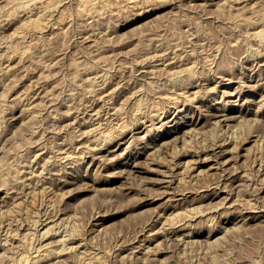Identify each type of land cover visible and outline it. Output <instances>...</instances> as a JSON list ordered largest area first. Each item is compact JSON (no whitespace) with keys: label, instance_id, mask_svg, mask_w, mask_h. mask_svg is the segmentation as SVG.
<instances>
[{"label":"rangeland","instance_id":"rangeland-1","mask_svg":"<svg viewBox=\"0 0 264 264\" xmlns=\"http://www.w3.org/2000/svg\"><path fill=\"white\" fill-rule=\"evenodd\" d=\"M46 1L0 0V186L5 185L9 192V198L8 195H4L5 192L0 193V201L4 203L0 202L1 215L5 209L8 211H6L7 215L3 214L8 217L5 218L0 215V219H4L0 221V225L2 222L0 246L4 245L0 247V264H11V261L16 263L18 259L21 263L18 261L17 264H32L28 260V262L24 259L20 260L23 255H25L23 258H29L32 262L34 259L40 260L41 263L38 261V264H55V262L59 264L65 259L67 261H63L64 264H67V262L68 264L71 262L74 264L75 255L77 256L82 249L79 248L80 244L86 246L88 252L91 250L87 254V259L92 261L90 264H99L101 260L103 264H264V103L261 100V96L264 95L262 92V86H264V45L261 42L264 43V40L259 39L260 36L256 35L259 29H264V0H229L228 2H225L226 0L220 2L219 0L220 3H223L220 6L216 5L217 0L216 3H212L214 1L210 0H151L152 2L145 4V6L139 0V7L138 3H135L136 6H134L135 4L132 5L133 8L126 4V0H95L96 7L91 8L92 11L91 9L82 10V7L80 10V0H63L62 4L52 9V17L49 16L50 21L49 24L46 23V27L42 25L41 31L40 28L37 29V32L36 29H30L27 30L29 32L24 33L25 35L19 36L17 33L25 27L26 21L29 20L27 17L34 16L35 12L40 10V7L37 9L36 7H43L46 5ZM105 1H108V6ZM20 6L26 8L21 9V11ZM250 16L251 18H249ZM244 17L249 18L251 22L254 18V24L243 23V25L242 22L246 20H244ZM160 57L161 59L163 57V59L160 60ZM8 60H11V62L9 63ZM168 61L170 64H168ZM156 62H158L157 65ZM187 65L188 67H186ZM189 65H193L194 69ZM156 66H163L162 69L166 67V71L162 70L161 72V67L156 68ZM9 67L12 71H5L7 68L10 69ZM182 67L183 69L188 68L185 71L192 68V71L184 72ZM145 68H149L150 71L151 68L153 70L158 69L160 72L155 71L157 73L155 74L153 70L150 72ZM169 68L170 72L167 71ZM173 68L174 70H172ZM178 68L183 71L181 69L177 70ZM175 71L176 74H174ZM177 71L180 73H177ZM149 72L152 74H149ZM183 73L186 75L183 76ZM191 74L194 76H191ZM180 75L184 80L180 79L182 78ZM221 75L225 80L222 79ZM175 76L180 80H176ZM190 78H193V80ZM221 80L223 81L221 82ZM198 81H200V84H195ZM215 85L216 88L213 89L212 87ZM208 86L212 89V92L208 91L210 90ZM173 87L175 90L176 87L178 88L177 92L180 91L177 93ZM182 92L188 94L189 97L185 94L180 95ZM29 94L31 97L36 94L35 100ZM163 95H168L170 98ZM176 95L178 100L181 101L177 102L172 99V97H177ZM30 99H32L30 101L32 104L28 103ZM25 100L27 101L26 104ZM140 101L142 102L140 103ZM142 103L145 104H143L142 110L138 111V107ZM30 104L34 105L33 108ZM260 104H263V106ZM155 105L157 109H155ZM201 106L202 108H198ZM259 106L262 108H258ZM29 107H31L29 112L34 117L31 123L28 118L24 119V116L20 113L22 109H28ZM223 108L229 115L236 117L230 125L234 128V131H232L234 136L238 138L237 143L233 142L236 141L235 137L232 141L235 146L230 142V144H227V149L230 146L232 148H230L231 151H229L230 149L227 150L225 158L231 160H228V168L230 170L238 168V172L243 175V178L230 183L226 180L225 173L217 168L219 165L215 161L199 164L204 177L201 179L200 176H203L201 174L199 180L197 177L196 179L195 177L192 178L193 175L190 174L193 171L190 168L196 166L197 163L194 165L195 160L193 157H188L186 162L187 159L192 158V162L190 163L189 160V163H187V165L191 164V166H188L190 168H187L185 161H181L180 168L185 165L186 167L183 168L190 170V174L186 169H184L185 171L183 168L180 169L183 170L181 172L176 170L174 166L171 175L173 176L172 179L175 177L173 179V182L174 180L175 182L172 185L177 183L178 179L180 181H178L179 185L177 183L174 185L175 187L172 186L173 189L169 190L162 185L163 183L159 182H162L160 180L163 179V172L168 175L167 173L171 170L167 166L161 167V164L158 166L159 160L154 164L157 159L151 160L148 154L139 156L136 160L138 165L134 163L135 161L132 163V165L136 164L135 167L131 165L123 167V169L117 164L120 161L123 162L126 157L133 156L145 145L147 140L151 141V138L156 139L158 137L156 140L158 142L161 137V135L156 136L158 126L160 127L163 123H166L163 128L169 129L175 124L173 121H180L179 118L183 114L188 115V118H184L183 121L189 120V118L198 121L199 126L197 128H199V134L202 135L196 133L197 137L194 134V137L192 136L193 140L189 138V145L194 148L191 147V151L182 149V141H178L180 145L177 143L178 148L183 150L182 152L180 149V153L189 151L192 152L193 156L198 149L200 151V146L206 145L204 144L206 142L204 141L205 138L211 145V141L217 135L224 133L225 136H229L231 129L228 132H221L222 130L213 128L212 122H210L212 116L210 118L209 113H218ZM204 109L207 111L205 112ZM258 109L260 114L256 115L254 112H257ZM178 110L181 112L177 113ZM153 113H155V116L152 115ZM158 113L160 117L157 115ZM245 114L248 116V121L247 119L245 121L244 119L241 120L240 116ZM249 117L258 120L260 118V122L253 119V124ZM147 118L149 119L147 120ZM27 119L30 124H25ZM140 120L144 122H140ZM22 121H24V124ZM242 121L243 124L241 125ZM246 121L250 127H245ZM141 123H146L148 128L145 126L146 129L139 130V132L136 127L142 125ZM79 124L84 127L82 128ZM94 124L96 130L92 128ZM252 124L253 126H251ZM238 125L241 128H238ZM86 126H89L91 130ZM186 128H188V125L181 126L180 135H178L181 136ZM88 129L90 133H87L89 132ZM212 130L214 134L215 132L220 134L216 133L215 136ZM236 130L240 132L239 135ZM122 131L126 134L121 135ZM172 135V137L164 140L167 141V148L174 146L172 139L177 134L174 132ZM112 137L116 140L112 141ZM209 138L211 141H208ZM62 140L64 142L66 140L67 143ZM68 141L70 144H68ZM61 142L62 144H60ZM196 145L199 146L196 147ZM210 145L208 144L207 147ZM87 146L94 148H88ZM98 146L102 148H97L100 151L96 149ZM205 148L203 147V149ZM60 150L61 152L64 150L62 160ZM87 150L92 154L88 153ZM110 150L112 153H110ZM95 151L97 152L95 153ZM35 153L39 156L34 157L36 156ZM66 154H70L71 158ZM82 154L86 156H81ZM57 155L60 157H56ZM97 155L98 157H96ZM54 156L59 159H55ZM100 156H104L102 159L104 161L101 160ZM96 158L99 159L96 160ZM225 158L222 160L224 161ZM38 159L42 160L39 161ZM47 160L58 164L46 163ZM150 161H152V164ZM63 163L66 164L64 166L66 169L63 167ZM42 164L46 167H40ZM182 164L183 166H181ZM72 166H78V168L75 169ZM211 166L214 168L209 169ZM126 168L130 170L127 169L125 172ZM64 169L68 171L66 172ZM160 169L163 170L160 171ZM121 170L124 171L121 172ZM72 173L75 178L71 175ZM28 176H30V181ZM46 176L47 178L44 179L46 183L41 182ZM48 176L52 177L51 180ZM66 178L70 180H65ZM53 179L56 181H53ZM21 180H24L23 184ZM222 181L225 182L224 185H222ZM24 182L27 184L24 185ZM55 182H58V185ZM30 183L31 185L34 183L33 186L36 185V190L33 189ZM40 183H43V185ZM49 183L51 184L49 185ZM216 183H219V185ZM59 185H62V188ZM228 185L231 186L229 189H227ZM224 186L227 188H223ZM31 187L32 189H30ZM40 188L45 192L40 193ZM230 188L233 192L230 191ZM158 189L160 192L162 190L163 193H159ZM163 189H168L167 194ZM27 190H31L33 195L29 193L30 196H27ZM35 191H40L38 194L42 195L39 194V196ZM216 191L220 192L219 195ZM228 191L229 193H227ZM34 195L38 198L36 199ZM223 195H227V197ZM221 196H223V199ZM22 197L25 199L23 200ZM28 197H31V200L35 198L33 199L35 201H31ZM177 197H179L178 200L181 198V202H176ZM173 198L175 199L173 200ZM25 200L28 205L26 202L24 203ZM222 200L225 201L223 205L220 203L223 202ZM19 201L23 203L18 204L20 211L18 210L16 214L17 211L15 212L11 207H13L12 204L19 203ZM40 203L43 205H40ZM3 208L4 210H1ZM38 208L39 211H37ZM257 209L258 211H256ZM9 210H13L14 213L8 215L12 213ZM49 216L52 217L50 218L52 227L50 237L42 240V236L39 235L43 233L44 229L38 226ZM39 218L41 219L40 222ZM8 221L11 223H8ZM34 221H36L35 226L34 223H31ZM98 222L101 223V232L95 227ZM56 225L59 226V231L56 229ZM11 226L20 231L17 229L14 231L15 229L13 230ZM181 226L185 229H182ZM9 229L11 234L15 232L14 236L17 238L10 235ZM53 229H56V232ZM158 230L160 231L157 232ZM166 230H168V233ZM17 231L19 234H16ZM74 231L76 232L74 233ZM31 232L35 234H31ZM94 233L95 235H93ZM165 233L168 234V237ZM51 234L53 235L51 236ZM61 234H65L64 239L68 238V241L62 242L64 239L63 235L62 238L60 237ZM30 236H33V239ZM83 236H86L85 239L82 238ZM94 236H96L95 241ZM24 237H26V240L24 239L26 244L23 240ZM144 237L147 239L146 241ZM58 239H60L59 243ZM79 239L80 241L84 239V242H80ZM6 240H9V242ZM91 240L93 244L90 243ZM29 242H32L33 245ZM66 242L69 246L66 245ZM16 243L19 246L21 245V249ZM46 243L58 249L66 247L64 249L66 252L62 251L63 255L59 254L58 257L54 254L45 255L47 252L42 247L40 248V244L44 246ZM14 244L15 247H13ZM29 244L32 246H28ZM7 245H10L9 248ZM89 245L90 250L87 248ZM37 246H39V250L36 248ZM131 246L133 247L131 248ZM134 247L138 249L133 252ZM152 248L153 250L150 251L149 249ZM160 248L161 251H158ZM23 249L27 250L23 251ZM146 249L149 253L145 252ZM15 250L18 252H15ZM68 250L69 253H67ZM153 251L154 255L152 254ZM25 253L29 256L28 258ZM72 253L73 255L74 253L77 254L73 256ZM91 253L92 255H90ZM14 254H16V257ZM13 255L16 260H13ZM39 255L42 256L39 257ZM91 256H95L93 257L95 258L94 261L90 258ZM9 257L13 259L9 260ZM53 257L55 262L52 259ZM96 258L100 260L97 261ZM56 259L58 260L56 261ZM47 260L52 262L50 263ZM15 263L13 262V264Z\"/></svg>","mask_w":264,"mask_h":264},{"label":"bare ground","instance_id":"bare-ground-1","mask_svg":"<svg viewBox=\"0 0 264 264\" xmlns=\"http://www.w3.org/2000/svg\"><path fill=\"white\" fill-rule=\"evenodd\" d=\"M31 1H33V0H31ZM62 1H63V0H47V1L45 2L46 5H44L45 7H44V6H43V7H42V6H38V7H36V9L40 7V10H39V11L37 10V12H35V14L33 13L34 16L31 15L30 18L27 17V19H29V20L26 21L25 27H24L23 29H21L17 34H19V36H21L22 34L29 32V31H27V30H30V29H33V30L36 29V32H37V29L39 30V28H40V31H41V29L43 28L42 25L45 26V25H47L46 23H48V22L50 21V20H49V16L52 17V13H51V11H53L52 9H54V8L58 7L60 4H62V3H61ZM66 1H67V0H66ZM94 1H95V0H80V10H81V7H82V10H86V9H87V10H90L91 8L96 7V6H95V5H96V4H95L96 1H95V2H94ZM124 1H125V0H124ZM140 1H142V3H144V6H145V4L147 5V3L152 2L151 0H140ZM140 1H139V0H126V4H127L128 6H131V7H132V5H134L135 3L137 4V3L140 2ZM189 1H190V0H189ZM195 1H197V0H195ZM204 1H205V0H204ZM210 1H214V2H212V3H216V2H215L216 0H210ZM217 1L219 2V0H217ZM228 1H229V0H226L225 2H228ZM230 1H231V0H230ZM27 2H28V1H27ZM29 2H30V1H29ZM105 2H106V1H105ZM107 2H108V1H107ZM107 2H106V5L108 6L109 4H108ZM193 2H194V1H193ZM206 2H208V1H206ZM206 2H205V3H206ZM218 2L216 3V5H218V6H220V5L223 4V3H220L221 0H220L219 3H218ZM223 2H224V1H223ZM225 2H224V3H225ZM65 3H66V2H65ZM109 3H110V2H109ZM142 3H141V4H142ZM209 3H210V2H209ZM27 4H29V3H27ZM27 4H26V5H27ZM136 4H135L134 6H136ZM207 4H208V3H207ZM22 5H23V4H22ZM26 5H25V6H26ZM139 5H140V4L138 3V7H139ZM212 5H213V4H212ZM27 6H28V5H27ZM110 6H112L111 3H110ZM20 7H21V6H20ZM20 7H19V8H20ZM125 7H126V6H125ZM24 8H26V7H23V8L21 7L20 10H21V9H24ZM132 8H133V7H132ZM134 8H135V7H134ZM94 9L96 10V8H94ZM92 10H93V9H91V11H92ZM95 10H94V11H95ZM21 11H22V10H21ZM23 11H24V10H23ZM55 11H56V9H55ZM57 11H58V10H57ZM47 12H49L50 14L48 13V15H47ZM96 12H97V11H96ZM57 13H58V12H57ZM31 14H32V13H31ZM54 14H55V13H54ZM59 14H60V13H59ZM255 14H256V13H255ZM255 14H254V15H255ZM95 15H96V13H95ZM242 15H243V14H242ZM252 15H253V14H252ZM258 15H259V13H258ZM29 16H30V14H29ZM57 16H58V14H57ZM90 16H92V15H90ZM97 16H98V15H97ZM58 17H59V16H58ZM95 17H96V16H95ZM247 17H248V16H247ZM253 17H254V16H253ZM256 17H257V14H256ZM240 18H241V17H240ZM249 18H251V16H250ZM249 18L247 19V18L244 17V20H245V19H246V20H245V21L243 20L244 22H242V24H243V23H247V24L250 23V24H251V23H253V20L255 21V19L252 18L253 20H252V22H251V20H249ZM52 19H53V18H52ZM54 19H55V18H54ZM257 21H258V20H257ZM48 24H49V23H48ZM253 24H254V23H253ZM255 24H256V22H255ZM243 25H244V24H243ZM45 27H46V26H45ZM26 31H27V32H26ZM254 34H255V33H254ZM24 35H25V34H24ZM256 35H257L258 37L260 36L259 39L264 40V38H263V37H264V29H261V30L259 29V30L256 32ZM16 36H17V35H16ZM257 36H256V37H257ZM22 38H23V37H22ZM261 40H260V41H261ZM261 44L264 45L263 42H261ZM17 47H18V46H17ZM15 49H16V48H15ZM259 52H260V51H259ZM259 57H260V56H259ZM261 57H262V56H261ZM263 57H264V56H263ZM6 58H9V57H6ZM164 58H165V57H164ZM173 58H174V57H173ZM257 58H258V57H257ZM158 59H159V58H158ZM162 59H163V57H162ZM162 59H161V57H160V60H162ZM166 59H167V58H166ZM175 59H176V58H175ZM177 59H178V58H177ZM6 60H7V59H6ZM164 60H165V59H164ZM171 60H173V59H171ZM171 60H170V62H171ZM263 60H264V59H263ZM263 60H262V61H263ZM8 61H9V60H8ZM6 62H7V61H6ZM10 62H11V60L9 61V63H10ZM158 62H161V61H158ZM158 62H156V65H157ZM176 62H177V61H176ZM154 63H155V62H154ZM154 63H152V64H154ZM162 63H164V62H162ZM166 63H167V61H166ZM166 63H165V65H166ZM173 63H174V62H173ZM173 63H172V64H173ZM168 64H170L169 61H168ZM168 64H167V65H168ZM258 64H259V63H258ZM7 65H8V63H7ZM154 65H155V64H154ZM150 66H151V65H150ZM163 66H164V64H163ZM163 66H156V68H160V67H161V69H160L161 72H162V70H163V71H164V70L166 71V69H165L166 67H165L164 69H162ZM169 66H170V65H169ZM169 66H168V67H169ZM191 66H192V68L194 67L193 65H189V67H191ZM145 67H146V66H145ZM147 67H148V66H147ZM154 67H155V66H154ZM171 67H172V66H171ZM171 67H170V68H171ZM173 67H174V66H173ZM180 67H181V66H180ZM186 67H188V65H187ZM186 67H185L184 69H183V67H182V69L184 70V72H187V71H189V70L192 71V70H191L192 68H190L189 70L185 71L186 69H188V68H186ZM9 68H10V69H8V68L5 69V71L7 70V72H10V71H8V70H11V67H9ZM170 68L167 69V71L169 70V72H170ZM3 69H4V68H3ZM145 69H146V68H145ZM175 69H176V67H175ZM180 69H181V68H180ZM180 69L178 68L177 70H180ZM182 69H181V71H183ZM193 69H194V68H193ZM143 70H144V68H143ZM146 70L150 71L149 68L146 69ZM152 70H153V68H151V71H152ZM172 70H174V68H173ZM2 71H3V70H2ZM11 71H12V70H11ZM151 71H150V72H151ZM153 71H154V72H155V71H156V72H160L158 69L153 70ZM190 71H189V72H190ZM193 71L195 72V70H193ZM150 72H149V74H152V73H150ZM156 72H155V74H157ZM178 72H179V71H177V73H178ZM3 73H4V71H3ZM146 73H147V71H146ZM179 73H180V72H179ZM181 73H182V72H181ZM4 74H5V73H4ZM153 74H154V73H153ZM155 74H154V75H155ZM171 74H172V73H171ZM174 74H176V71H175ZM178 75H179V74H178ZM178 75H176V76H178ZM185 75H186V74H185ZM185 75H184V73H183V76H185ZM189 75H190V74H189ZM195 75H196V74H195ZM215 75H217V74H215ZM146 76H147V74H146ZM176 76H175V77H176ZM191 76H194V75L191 74ZM198 76H199V75H198ZM221 76H222V75H221ZM6 77H7V76H6ZM8 77H9V76H8ZM180 77H182V76L180 75ZM180 77H179V78H180ZM189 77H190V76H189ZM209 77H210V76H209ZM219 77H220V76H219ZM222 77H223V76H222ZM222 77H221V78H222ZM37 78H39V77L37 76ZM147 78H148V77H147ZM153 78H154V76H153ZM170 78H172V77H170ZM184 78H185V77H184ZM194 78H195V77H194ZM196 78H197V77H196ZM207 78H208V77H207ZM144 79H145V78H144ZM144 79H143V80H144ZM148 79H149V78H148ZM180 79L184 80L183 77L180 78ZM180 79H179V80H180ZM190 79L193 80V78H190ZM210 79H211V77H210ZM215 79H216V78H215ZM222 79L225 80L224 77H223ZM169 80H170V79H169ZM171 80H172V79H171ZM174 80H175V79H174ZM174 80H173V81H174ZM176 80H178L177 77H176ZM176 80H175V81H176ZM179 80H178V81H179ZM208 80H209V79H208ZM208 80H207V81H208ZM226 80H227V79H226ZM39 81H40V80H39ZM190 81H191V80H190ZM201 81H202V80H201ZM213 81H214V80H213ZM222 81H223V80H221V82H222ZM231 81H232V80H231ZM199 82H200V81L195 82V84H198ZM202 82H203V81H202ZM228 82H229V81H228ZM101 83H102V81H101ZM179 83H180V82H179ZM189 83H190V82H189ZM203 83H204V82H203ZM211 83H212V81H211ZM175 84H176V83H175ZM195 84H194V85H195ZM199 84H200V83H199ZM218 84H219V82H218ZM222 84H223V83H222ZM261 84H262V83H261ZM176 85H178V84H176ZM219 85H220V84H219ZM230 85H231V83H230ZM259 85H260V84H259ZM262 85H263V84H262ZM103 86H104V85H103ZM171 86H172V83H171ZM197 86H199V85H197ZM201 86H202V85H201ZM225 86H226V84H225ZM105 87H106V86H105ZM178 87H179V85H178ZM183 87H184V86H183ZM203 87H204V86H203ZM206 87H207V86H206ZM214 87L216 88V85L213 86L212 88L214 89ZM218 87H219V86H218ZM262 87H263V88H262V92L264 93V86H262ZM101 88H102V87H101ZM101 88H100V89H101ZM194 88H195V87H194ZM208 88H210V87L208 86ZM208 88H207V89H208ZM100 89H99V90H100ZM173 89L175 90L174 87H173ZM177 89H178V88L176 87V90H177ZM180 89H182V88L180 87ZM187 89H188V88H187ZM198 89H199V88H198ZM200 89H202V87H200ZM205 89H206V88H205ZM259 89H260V88H259ZM101 90H103V89H101ZM176 90H175V91H176ZM196 90H197V89H196ZM202 90H204V89H202ZM211 90H212V89L210 88V90H208V91L210 92ZM107 91H108V90H107ZM179 91H180V90H178V92H179ZM189 91H190V90H189ZM193 91H194V90H193ZM197 91H198V90H197ZM104 92H105V91H104ZM111 92H112V91H111ZM176 92H177V91H176ZM176 92H175V93H176ZM178 92H177V93H178ZM211 92H212V91H211ZM108 93H109V92H108ZM108 93H106V94H108ZM177 93H176V94H177ZM187 93H190V92H187ZM197 93H198V92H197ZM197 93H196V94H197ZM263 93H262V95H263ZM27 94H28V93H27ZM179 94H180V93H179ZM184 94H185V93L182 92V94H180V95H184ZM190 94H191V93H190ZM241 94H242V93H241ZM260 94H261V91H260ZM29 95H30V94H29ZM29 95H28V96H29ZM31 95H33V94L31 93ZM31 95H30V97H31ZM34 95L36 96V94H34ZM169 95H171V94H169ZM173 95H174V94H173ZM177 95H178V94H177ZM177 95H176V96H177ZM185 95H186V94H185ZM187 95H188V94H187ZM187 95H186V96H187ZM209 95H210V94H209ZM35 96H34V97H31V98H33V100H35ZM108 96H109V95H108ZM108 96H107V97H108ZM112 96H113V95H112ZM163 96H165V95H163ZM163 96H161V97H163ZM166 96H168V95H166ZM166 96H165V97H166ZM194 96H195V95H194ZM260 96H261V95H260ZM25 97H27V96H25ZM30 97H28V98H30ZM104 97H105V96H104ZM107 97H106V98H107ZM161 97H159V98L161 99ZM165 97H163V98H165ZM168 97H169V96H168ZM171 97H172V96H171ZM183 97H185V96H183ZM187 97H189V96H187ZM196 97H197V96H196ZM261 97H262V99H261V100H262V103H264V101H263V100H264V95L261 96ZM28 98H27V99H28ZM99 98H100V96H99ZM163 98H162V99H163ZM169 98H170V97H169ZM22 99H23V98H22ZM27 99H26V100H27ZM94 99H95V98H94ZM112 99H113V98H112ZM166 99H167V98H166ZM172 99H173L174 101H177V102H178V101H181L180 99L178 100V96H177V97H172ZM182 99H183V98H182ZM184 99H185V98H184ZM26 100H25V104L27 103ZM31 100H32V99H30L28 103H31V102H30ZM95 100H97V99H95ZM99 100H100V99H99ZM105 100H106V99H105ZM105 100H104V101H105ZM187 100H188V99H187ZM203 100H204V98H203ZM261 100H260V101H261ZM20 101H21V100H20ZM170 101H172V100H170ZM174 101H173V102H174ZM32 102H33V101H32ZM105 102H106V101H105ZM141 102H142V101H140V103H141ZM164 102H165V101H164ZM168 102H169V101H168ZM168 102H167V103H168ZM173 102H171V103H173ZM183 102H184V100H183ZM186 102H187V101H186ZM186 102H185V103H186ZM93 103H94V102H93ZM181 103H182V102H181ZM181 103H180V104H181ZM226 103H227V101H226ZM226 103H225V105H226ZM31 104H32V103H31ZM31 104H30V105H31ZM143 104H145V103H142V104L139 105V107H138V111H141V110H142V108H143ZM173 104H174V103H173ZM173 104H172V105H173ZM27 105H28V104H27ZM182 105H183V104H182ZM189 105H190V104H189ZM260 105L263 106V104H260ZM19 106H20V105H19ZM32 106H34V105H31V107H32ZM170 106H171V104H170ZM198 106H199V105H198ZM261 106H259L258 108H260ZM23 107H24V106H23ZM31 107H29L28 109H22V108H21V109H22V110H21L22 112H20V113H22L21 115L24 116V119H25V118H28V119H29L30 123L33 122V121H32V118H34V117H32L31 113L29 112V109H30ZM32 108H33V107H32ZM85 108H86V107H85ZM165 108H166V107H165ZM171 108H172V107H171ZM198 108H202V106H201V107H198ZM261 108H262V107H261ZM88 109H89V107H88ZM155 109H157V108H156V105H155ZM168 109H169V108H168ZM168 109H167V110H168ZM190 109H191V108H190ZM225 109H226V107H225ZM225 109L223 108L222 111H219V112L217 111L218 113H209V114H210V118H211V116H212V121H210V122H212L213 128H215L216 130H217V129L222 130L221 132H223V131H224V132H226V131L228 132V131L231 129V130H230V133H229V136H225L224 133H222V134L217 133V132H215V131H216V130H215V131H214L215 134H216V133H217V134H220V135H217V136H216V135L213 133V130H214V129H213V130H212V133L216 136V138H215L213 141H211L210 138H209L210 140H208V141H211L212 144L210 145V143H208L207 140H206V138H205L204 141H206L210 146L207 147L208 144H207L206 142H205V143L203 142V143L206 144V145H205V146H204V145H203V146H200V151H199V149H198V151H196V149H195L196 152L193 154V156H192V152L190 153L189 151H188L189 153H188V152H186V153H182V152H183L182 149L184 148L185 150H190V151H191V147H192V145H191V147H190L188 141H190L189 138L193 140V137H194L193 135H194V134H196V133L199 134V133H200V131L198 130L199 128H197V127L199 126V123H198L197 120H193V119H190V118H189V120L183 121L184 118H188V115H187V114H185V115L183 114L180 118L178 117V118L180 119V121H179V120L173 121L175 124L173 125V127H170L169 129H167V128H166V129L163 128L164 126H166V123H163L160 127L158 126V133L156 134V136L161 135V137H160V139H159L158 142H156V140L158 139V137H157L156 139L153 138L154 140L151 138V139H150L151 141H148V140H147V141L145 142V145H143V147H142L139 151H137L133 156H131V157H126L125 160H124L123 162L120 161V162L117 163V164H118L120 167H122V168H123V167H129V166L132 165V163H133L134 161H135L134 163L137 164V161H136V160H137V158H139V156L148 154V157H150L151 160L154 161V160L157 159V160L154 162V164L157 163V161L159 160V163H157L158 166H160L159 164H161V167L163 166V168H164V166H167L168 169L171 170V171L169 172L170 174L167 173L168 175H166V173L163 172V173H164V175H162V176H163V179L161 178V180H160V181H162V182H159V180H158L159 183H163L162 185H164V186H165L166 188H168L169 190H170V189H173V188L175 187L174 185L177 184L178 181H180V180L178 179V180H177V183H175L174 185H172V184L175 182V180H174V182H173V179H174L175 177L172 179L173 176L171 175V174H172L173 167L175 166V167H176V170L181 171L180 169H182V168L185 166V165L183 166V164H182L181 166H183V167L180 168L181 161H185V164H186L187 168L189 169L190 167H188V166H189V165L191 166V164H188V165H187V163H189V162L191 163V162H192V161H191L192 158L187 159L188 161H189V160H190V161H189V162H188V161L186 162V158H188V157H193V159L195 160L194 165H196L195 163H197V165H198V166L196 165V166L190 168V170L193 171L192 174H190V172H189L190 170H188L187 168H183V170L186 169V170L189 172V173H188V172L186 171V173L190 174L191 176L193 175L192 178L195 177V179H196V177H197L198 180H199L200 178L202 179V177H204V173H202V172H203V171H201L202 169L200 170V167H201V166H200L199 164L204 163V162H205V163H206V162H210V161H215L216 164L219 165V167H217V168L220 169L222 172L225 173L226 180H228L230 183L235 182V181L239 180L240 178H243V175L240 174V172H238V171H239L238 168H234L233 170H230V169L228 168V160H230V159H227V160H226V158H225V153L227 152V150L230 149V148H232V147L230 146V148L228 147V149H227V144L232 143V141L234 140V137H235V140H236V141H233V142H236V143H237V139H238V138H236V136H234V134H233L234 132H232V131H234V128H232L231 125H230L231 121H232L233 119H236V117H235V116H232V115H229V113H227ZM31 110H32V109H31ZM89 110H90V109H89ZM152 110H153V109H152ZM169 110H170V109H169ZM169 110H168V111H169ZM173 110H174V109H173ZM204 110H205V109H204ZM204 110H203V111H204ZM251 110H252V109H251ZM19 111H20V110H19ZM156 111H157V110H156ZM160 111H161V110H160ZM170 111H172V110H170ZM206 111H207V110H205V112H206ZM249 111H250V110H249ZM249 111H248V112H249ZM255 111H257V110H255ZM25 112H26V113H25ZM32 112H33V110H32ZM92 112H93V111H92ZM161 112H162V111H161ZM180 112H181L180 110L177 111V113H180ZM183 112H184V111H183ZM183 112H182V113H183ZM189 112H190V111H189ZM214 112H215V111H214ZM253 112H254V111H253ZM258 112H259V109H258L257 112H254V113H255L256 115H258V114H260V113H258ZM260 112H261V111H260ZM20 113H19V115H20ZM90 113H91V112H90ZM151 113H152V112H151ZM201 113H202V112H201ZM244 113H245V112H244ZM96 114L99 115L98 113H96ZM96 114H95V115H96ZM205 114H206V113H205ZM252 114H253V113H252ZM255 114H253V115H255ZM21 115H20V116H21ZM33 115H34V114H33ZM35 115H36V114H35ZM35 115H34V116H35ZM87 115H88V114H87ZM89 115H90V114H89ZM97 115H96V116H97ZM152 115L155 116V113H153ZM152 115H151V116H152ZM157 115L159 116V113H158ZM157 115H156V116H157ZM162 115H163V114H162ZM166 115H167V113H166ZM90 116H91V115H90ZM148 116H149V115H148ZM205 116H206V115H205ZM207 116H208V114H207ZM261 116H262V115H261ZM29 117H30V118H29ZM92 117H93V114H92ZM92 117H91V118H92ZM159 117H160V116H159ZM161 117H162V116H161ZM234 117H235V118H234ZM240 117L242 118L241 120L244 119V121H245V119L248 118V116H247L246 114H245V115H241ZM257 117H258V116H257ZM140 118H141V117H140ZM151 118H152V117H151ZM155 118H156V117H155ZM191 118H193V116H191ZM28 119L26 120L25 124H26V123H27V124H30L29 121H28ZM35 119H36V117H35ZM138 119H139V118H138ZM148 119H149V118H147V120H148ZM157 119H158V118H157ZM159 119H160V118H159ZM250 119H251V118L249 117V120H250ZM253 119H254V121H255L257 118L255 119V118L252 117V119H251V120H252V123L254 124ZM22 120H23V118H22ZM141 120H143V119H141ZM141 120H140V122H144V121H141ZM169 120H170V119H169ZM241 120H240V122H241ZM257 120H258V119H257ZM138 121H139V120H138ZM145 121H146V120H145ZM150 121H151V119H150ZM189 121H190V122H189ZM247 121H248V119H247ZM247 121H246V122H247ZM258 121L260 122V118H259ZM258 121H256V122H258ZM23 122H24V121H22V123H23ZM89 122H90V121H89ZM89 122H88V123H89ZM92 122H93V121H92ZM169 122H170V121H169ZM173 122H172V123H173ZM84 123H85V122H84ZM151 123H152V121H151ZM250 123H251V122H250ZM250 123H249V124H250ZM23 124H24V123H23ZM136 124H137V123H136ZM141 124H142V125H140L139 127H136L138 131H139V130L146 129V127H147V126H146V123H145V124L141 123ZM147 124H148V123H147ZM184 124H185V125H188V128H186L185 131L183 132V134H182L181 136H179V135H180V134H179V133H180V127L183 126ZM240 124L242 125V124H243V121H242V123H240ZM246 124H247V125H246ZM246 124H245V127H246V126L248 127V126H249V125H248V122H247ZM253 124H252L251 126H253ZM255 124H256V123H255ZM79 125H80V124H79ZM212 125H211V127H212ZM232 125H233V124H232ZM80 126H81L82 128L84 127V126H82V125H80ZM90 126H91V124H90ZM136 126H137V125H136ZM145 126H146V127H145ZM152 126H153V125H152ZM86 127H87V126H86ZM225 127H226V128H225ZM249 127H250V126H249ZM76 128H78V127H76ZM87 128H89V126H88ZM92 128H93V130H94V129L96 130V128H95V124H94V127H92ZM147 128H148V127H147ZM155 128H157V127H155ZM238 128H241V126L238 125ZM243 128H244V127H243ZM78 129H79V128H78ZM89 129L91 130V128H89ZM89 129H88L87 131H89ZM134 129H135V127H134ZM181 129H182V128H181ZM232 129H233V130H232ZM235 129H236V126H235ZM126 130H128V129H126ZM147 130H148V129H147ZM210 130H211V128H210ZM76 131H77V129H76ZM78 131H79V130H78ZM138 131H137V132H138ZM148 131H149V130H148ZM148 131H147V132H148ZM198 131H199V132H198ZM208 131H209V130H208ZM79 132H81V131H79ZM83 132H84V131H83ZM85 132H86V131H85ZM85 132H84V133H85ZM94 132H95V131H94ZM94 132H93V133H94ZM139 132H140V131H139ZM143 132H145V131H143ZM174 132H176V134H177V136H174L173 139L171 138V139L173 140L172 143H174V146H173V147L171 146V148H170V147L167 148V141H164V140H165L166 138H170V137H172V136H173L172 134H173ZM236 132H237V134L240 133V132H238L237 130H236ZM84 133H81V134H82V135H85ZM87 133H90V131L87 132ZM91 133H92V132H91ZM124 133H125V132L122 131L121 135L124 134ZM204 133H205V132H204ZM212 133H211V134H212ZM125 134H126V133H125ZM146 134H147V133H146ZM178 134H179V135H178ZM197 134L195 135L196 137H197ZM231 134H232V135H231ZM235 134H236V133H235ZM78 135H80V134H78ZM82 135H81V136H82ZM87 135H89V134H87ZM119 135H120V134H119ZM199 135H201V134H199ZM199 135H198V136H199ZM206 135H207V134H206ZM226 135H227V134H226ZM230 135H231V136H230ZM238 135H239V134H238ZM238 135H237V137H238ZM81 136H79V137L81 138ZM85 136H86V135H85ZM127 136H128V135H127ZM148 136H149V135H148ZM192 136H193V137H192ZM201 136H202V135H201ZM203 136H204V135H203ZM215 136H214V137H215ZM145 137H147V136H145ZM149 137H150V136H149ZM196 137H195V138H196ZM208 137H209V136H208ZM84 138H86V137H84ZM84 138H83V139H84ZM112 138H113L112 141L116 140V139H114V137H112ZM122 138H123V137H122ZM131 138H132V137H131ZM143 138H144V136H143ZM109 139H110V138H109ZM118 139H119V138H118ZM127 139H128V138H127ZM202 139H203V138H202ZM76 140H78V139L76 138ZM76 140H73V141H76ZM81 140H82V139H81ZM110 140H111V139H110ZM229 140H230V141H229ZM62 141L64 142V140H62ZM82 141H83V140H82ZM128 141H129V140H128ZM178 141H179V142L182 141L181 144L183 143V145H182V149L180 148V149L182 150L181 153H180L181 150H180V149L178 148V146H177ZM65 142H66V140H65ZM65 142H64V143H65ZM119 142H120V141H119ZM191 142H192V141H191ZM229 142H230V143H229ZM66 143H67V142H66ZM72 143H73V142H72ZM108 143H109V142H108ZM112 143H113V142H112ZM114 143H115V142H114ZM122 143H123V142H122ZM128 143H129V142H128ZM128 143H127V144H128ZM203 143H202V144H203ZM60 144H62V142H61ZM68 144H70L69 141H68ZM80 144H81V143H80ZM82 144H84V143H82ZM104 144H105V143H104ZM110 144H111V143H110ZM178 144L180 145V143H178ZM191 144H192V143H191ZM232 144L235 146L234 143H232ZM63 145H64V144H63ZM65 145H66V144H65ZM111 145H112V144H111ZM77 146H78V145H77ZM79 146H81V145H79ZM82 146H83V145H82ZM89 146H90V145H89ZM89 146H87V147H88V148H94V147H95V145H93L94 147H89ZM96 146H97V145H96ZM102 146H103V145H102ZM107 146H108V145H107ZM117 146H119V145H117ZM162 146H163V147H162ZM197 146H199V145H196V147H197ZM234 146H233V147H234ZM63 147H64V146H63ZM189 147H190V148H189ZM194 147H195V145H194ZM201 147H202V149H201ZM203 147H206V148L203 149ZM88 148H86V149H88ZM97 148H101V147L98 146V147H96V149H97ZM105 148H107V147L105 146ZM63 149H64V148H63ZM65 149H66V148H65ZM65 149H64V150H65ZM82 149H84V148H82ZM101 149H102V148H101ZM192 149H194V148L192 147ZM233 149H236V148H233ZM64 150H62V152H64ZM88 150H90V149H88ZM88 150H87V152H88V153H91V152L88 151ZM94 150H95V149H94ZM98 150H99V149H97V151H98ZM137 150H138V148H137ZM151 150H152V151H151ZM83 151L85 152L86 150H83ZM92 151H93V150H92ZM97 151H95V153H96ZM99 151H100V150H99ZM107 151H109V150H107ZM110 151H111V150H110ZM229 151H231V149H230ZM36 152H37V151H36ZM60 152H61V150H60ZM62 152H61V154H62V155H61V160H62V156H63V153H62ZM65 153H66V152H65ZM68 153H69V152H68ZM80 153H81V152H80ZM82 153H83V152H82ZM88 153H87V155H88ZM107 153H108V152H107ZM110 153H112V151H111ZM39 154H40V153H39ZM42 154H43V153H42ZM70 154H71V153H70ZM70 154H68V155H69L70 158H71V155H70ZM91 154H92V153H91ZM91 154H89V155H91ZM102 154H103V152H102ZM35 155H36V156H34V157H37L38 154L35 153ZM40 155H41V154H40ZM66 155H67V154H66ZM68 155H67V156H68ZM83 155H84V154H82L81 156H83ZM94 155H96V154H94ZM99 155H100V154H99ZM38 156H39V155H38ZM69 156H68V157H69ZM72 156H74V155H72ZM81 156H80V157H81ZM84 156H86V155H84ZM34 157H33V159H35ZM56 157H60V156L57 155ZM80 157H79V158H80ZM96 157H98V155H97ZM103 157H104V156H103ZM103 157L100 156L101 160L103 159ZM134 157H135V158H134ZM54 158H55V156H54ZM66 158H67V157H66ZM77 158H78V157H77ZM81 158H82V157H81ZM81 158H80V159H81ZM105 158H106V157H105ZM224 158H225V160L223 161L222 159H224ZM43 159H45V158H43ZM48 159H49V157H48ZM55 159H57V158H55ZM58 159H59V158H58ZM58 159H57V160H58ZM63 159H65V158L63 157ZM88 159H89V158H88ZM92 159H93V156H92ZM94 159H95V158H94ZM97 159H99V158H96V160H97ZM179 159H181V160H180V163H179ZM35 160H36V159H35ZM38 160H39V159H38ZM38 160H37V161H38ZM40 160H42V159H40ZM40 160H39V161H40ZM45 160H46V159H45ZM61 160H60V161H61ZM65 160H66V159H65ZM65 160H64V161H65ZM71 160H72V159H71ZM73 160H74V159H73ZM81 160H82V159H81ZM101 160H100V161H101ZM105 160H106V159H105ZM147 160H148V159H147ZM48 161H49V160H47L46 163H47ZM92 161H93V160H92ZM92 161H91V162H92ZM102 161H104V160H102ZM102 161H101V162H102ZM222 161H223V162H222ZM230 161H231V160H230ZM42 162L44 163V161H42ZM50 162H52V163H51L52 165L54 164V163H53L54 161H51V160H50ZM50 162H48V163H50ZM67 162H69V161H67ZM67 162H66V163H67ZM72 162H73V161H72ZM97 162H98V161H97ZM150 162H151V164H152V161H150ZM80 163H81V162H80ZM98 163H100V162H98ZM115 163H116V162H115ZM57 164H58V163H57ZM57 164H54V165H57ZM59 164H60V163H59ZM61 164H62V163H61ZM70 164H71V163H70ZM78 164H79V163H78ZM90 164H92V163H90ZM136 164H135V165L133 164L134 167L136 166ZM45 165H46V164H45ZM65 165H66V164L63 163V167H64ZM67 165H68V164H67ZM76 165H77V162H76ZM83 165H84V164H83ZM83 165H82V166H83ZM94 165H95V163H94ZM102 165H103V164H102ZM118 165H117V166H118ZM133 165H132V166H133ZM137 165H138V164H137ZM41 166L43 167L44 164L40 165V167H41ZM47 166H49V165H47ZM59 166H60V165H59ZM186 166H185V167H186ZM258 166H259V165H258ZM263 166H264V165H263ZM263 166H262V167H263ZM44 167H46V166H44ZM53 167H54V166H53ZM53 167H52V168H53ZM55 167H56V166H55ZM72 167H74V166H72ZM76 167L78 168V166H76ZM76 167H74V168L76 169ZM262 167H261V168H262ZM64 168H65V167H64ZM79 168H80V166H79ZM82 168H83V167H82ZM213 168H214V167L211 166L209 169H213ZM46 169H47V168H46ZM49 169H51V168H49ZM65 169H66V168H65ZM65 169H64V170H65ZM75 169H74V170H75ZM123 169H124V168H123ZM127 169H128V168L125 169V172L127 171ZM43 170H44V169H43ZM47 170H48V169H47ZM61 170H62V168H61ZM70 170H71V169H70ZM70 170H69V173H70ZM129 170H130V169H128V171H129ZM131 170H132V169H131ZM162 170H163V169H162ZM162 170L160 169V171H162ZM183 170H182L181 172H183ZM65 171H66V170H65ZM67 171H68V170H67ZM67 171H66V172H67ZM75 171H76V170H75ZM123 171H124V170H121V172H123ZM132 171H133V170H132ZM166 171H167V170H166ZM184 171H185V170H184ZM51 172H52V171H51ZM66 172H65V173H66ZM72 172H73V170H72ZM222 172H221V173H222ZM44 173H45V171H44ZM49 173H50V172H49ZM65 173H64V174H65ZM79 173H80V172H79ZM161 173H162V172H161ZM175 173H176V172H175ZM179 173H180V172H179ZM179 173H177V174L179 175ZM41 174H42V172H41ZM52 174H53V173H52ZM52 174H51V175H52ZM122 174H123V173H122ZM180 174H182V173H180ZM201 174H202L203 176H200V178H199V175H201ZM24 175H25V174H24ZM32 175H33V174H32ZM49 175H50V174H49ZM71 175L73 176V173H72ZM71 175H69V176H71ZM182 175H183V174H182ZM184 175H185V173H184ZM186 175H187V174H186ZM222 175H224V174H222ZM30 176H31V175H30ZM30 176H28V178H29ZM35 176H36V174H35ZM40 176H41V175H40ZM60 176H62V175H60ZM72 176H71V177H72ZM78 176H79V175H78ZM78 176H77V177H78ZM122 176H123V175H122ZM122 176H121V177H122ZM174 176H175V175H174ZM187 176H189V175H187ZM191 176H190V177H191ZM22 177H25V176H22ZM32 177H33V176H32ZM32 177H31V179H32ZM37 177H38V174H37ZM48 177H49V176H48ZM53 177H54V176H53ZM58 177H59V176H58ZM73 177H74V176H73ZM184 177H185V176H184ZM244 177H245V175H244ZM28 178H27V179H28ZM45 178H47V176L44 177L43 180H44ZM49 178H50V177H49ZM51 178H52V177H51ZM51 178H50L49 180H51ZM59 178H60V177H59ZM69 178H70V177H69ZM74 178H75V177H74ZM81 178H82V176H81ZM81 178H79V179H81ZM176 178H177V177H176ZM186 178H187V177H186ZM186 178H184V179H186ZM220 178H221V177H220ZM21 179H22V178H21ZM23 179H24V178H23ZM41 179H42V178H41ZM41 179H40V180H41ZM67 179H68V178H66L65 180H67ZM77 179H78V178H77ZM159 179H160V178H159ZM181 179H182V178H181ZM188 179H189V178H188ZM195 179H193V180H195ZM224 179H225V178H224ZM24 180H25V179H24ZM24 180H21V181H22V184H23V181H24ZM28 180L30 181V178H29ZM37 180H38V179H37ZM43 180H42L41 182H45V180H44V181H43ZM54 180H55V179H53V181H54ZM57 180H58V179H57ZM60 180H62V178H60ZM69 180H70V179H68V181H69ZM73 180H75V179H73ZM191 180H192V179H191ZM198 180H196V181H198ZM219 180H220V179H219ZM31 181H32V180H31ZM38 181H39V180H38ZM47 181H48V179H47ZM55 181H56V180H55ZM58 181H59V180H58ZM48 182H49V181H48ZM59 182H60V181H59ZM94 182H97V181H94ZM158 182H157V183H158ZM192 182H193V181H192ZM220 182H221V181H220ZM220 182H219V183H220ZM45 183H46V182H45ZM51 183L53 184L52 181H51ZM51 183H49V185H50ZM55 183H57V185H58V182H55ZM66 183H68V182H66ZM70 183H71V182H70ZM219 183H216V184L219 185ZM222 183H223V181H222ZM224 183H225V182H224ZM224 183H223L222 185H224ZM230 183H229V184H230ZM4 184H5V183H4ZM25 184H27V183L24 182V185H25ZM35 184H37V183H35ZM38 184H39V183H38ZM40 184H41V183H40ZM59 184H60V183H59ZM63 184H64V182H63ZM72 184H73V183H72ZM96 184H97V183H96ZM227 184H228V183H227ZM24 185H23V186H24ZM30 185H31V183H30ZM33 185H34V183H33ZM33 185H31V186H33ZM41 185H43V183H42ZM47 185H48V184H47ZM67 185H68V184H67ZM162 185H160V186H162ZM178 185H179V183H178ZM178 185H177V186H178ZM214 185H215V184H214ZM214 185H213V186H214ZM230 185H231V184H230ZM3 186H4V187H3ZM3 186H0V193H1V192H5L6 194H4V193H2V194H4V195L7 196V195L9 194V192L7 191V188L5 187V185H3ZM28 186H29V185H28ZM38 186H39V185H38ZM54 186H55V184H54ZM61 186H62V185H59V187H61ZM164 186H162V187H164ZM172 186H174V187L172 188ZM177 186H176V187H177ZM211 186H212V185H211ZM24 187H25V186H24ZM35 187H36V185L33 186V189H34ZM41 187H42V186H41ZM43 187H44V186H43ZM47 187H48V186H47ZM63 187H64V186H63ZM165 187H164V188H165ZM208 187H209V186H208ZM215 187H217V186L215 185ZM220 187H221V186H220ZM229 187H231V186L228 185V188L225 187V186H224L223 188H227V189H229ZM38 188H39V187H38ZM38 188H37V189H38ZM44 188H45V187H44ZM49 188H50V187H49ZM61 188H62V187H61ZM177 188H179V187H177ZM5 189H6V190H5ZM22 189H23V188H22ZM24 189H25V188H24ZM24 189H23V190H24ZM30 189H32V187H31ZM40 189H41V188H40ZM46 189H48V188H46ZM50 189H51V188H50ZM160 189H161V188H160ZM168 189H167V190H168ZM208 189H209V188H208ZM212 189H213V188H212ZM221 189H222V187H221ZM35 190H36V188H35ZM38 190H39V189H38ZM60 190H61V189H60ZM158 190H159V189H158ZM164 190H165V189H163V191H164ZM167 190H165V193H166ZM209 190H210V189H209ZM214 190H215V189H214ZM217 190H218V189H217ZM222 190H223V189H222ZM224 190H226V189H224ZM231 190H232V188H230V191H231ZM30 191H31V190H30ZM30 191H29V190L26 191V192H28V194H26L25 192H24V193H25L27 196L29 195V193H30V195H31V194L33 195L32 191H31V192H30ZM40 191H41V192H40ZM40 191H38V192H40V193L45 192V191H42V189H41ZM35 192L38 194L37 191H35ZM158 192H159V193H163L162 190H161V192H160V190H159ZM207 192H208V190H207ZM216 192H218V191H216ZM232 192H233V190H232ZM24 193H23V194H24ZM36 193H34V194H36ZM40 193H39V194H40ZM165 193H164V194H165ZM176 193H177V192H176ZM176 193H175V194H176ZM178 193H179V191H178ZM209 193H210V192H209ZM209 193H207V194H209ZM212 193H214V192H212ZM219 193H220V192H218L217 195H219ZM227 193H229V191H228ZM25 194H24V195H25ZM39 194H38V195H39ZM166 194H167V193H166ZM168 194H169V193H168ZM171 194H172V192H171ZM181 194H183V193H181ZM184 194H185V193H184ZM24 195H23V196H24ZM26 195H25V197H26ZM30 195H29V196H30ZM40 195H42V194H40ZM40 195H39V196H40ZM159 195H160V194H159ZM162 195H163V194H162ZM209 195H210V194H209ZM217 195H213V196L216 197ZM230 195H231V194H230ZM34 196H35L36 199L38 198V196H36V195H34ZM163 196H164V195H163ZM211 196H212V195H211ZM223 196H226V197H227V195H223ZM223 196H221L222 199H223ZM2 197L4 198L5 196H2ZM2 197H1V198H2ZM161 197H162V196H161ZM180 197H181V196H180ZM205 197H206V196H205ZM228 197H229V196H228ZM8 198H9V195H8ZM22 198H23V200L25 199L24 197H22ZM28 198L30 199L31 197H28ZM35 198H32V200H31V199H30V200H31V201H35V200H33V199H35ZM163 198H164V197H163ZM171 198H172V196H171ZM175 198H176V197H175ZM175 198H173V200H174ZM178 198H179V197H177L176 202H178V201L181 202V198H180V200H178ZM184 198H185V197H184ZM211 198H212V197H211ZM218 198H220V197H218ZM218 198H217V199H218ZM221 198H220V199H221ZM224 198H225V197H224ZM29 199H28V200H29ZM167 199H168V198H167ZM225 199H226V198H225ZM0 200H1V199H0ZM20 200H22V199H20ZM30 200H29V201H30ZM226 200H227V199H226ZM168 201H169V200H168ZM220 201H221V200H220ZM222 201H223V200H222ZM0 202H1V201H0ZM21 202H22V201H21ZM21 202L19 201V203L16 202V203L12 204L13 207L10 206L11 209L15 210V212L17 211L16 214L18 213V210L20 211V208H18V206L21 205V204L23 203V202H22V203H21ZM25 202H26V200L24 201V203H25ZM165 202H166V201H165ZM223 202H224V203H223ZM223 202H220V203H222V205H223V204H225V201H223ZM1 203H3V202H1ZM20 203H21V204H20ZM26 203H27V202H26ZM31 203H34V202H31ZM168 203H169V202H168ZM3 204H4V203H3ZM18 204H19V205H18ZM29 204H30V203H29ZM24 205H25V204H24ZM27 205H28V203H27ZM31 205H32V204H31ZM40 205H43V204L40 203ZM40 205H39V206H40ZM2 206H4V205H2ZM2 206H1V207H2ZM141 206H142V205H141ZM172 206H173V205H172ZM224 206H225V205H224ZM26 207L28 208V206H26ZM192 207H193V206H192ZM194 207H195V206H194ZM8 208H9V207H8ZM29 208H30V205H29ZM255 208H256V207H255ZM257 208H258V207H257ZM40 209H41V208H40ZM253 209H254V208H253ZM253 209H252V210H253ZM1 210H4V208L1 209ZM13 210H11L12 213H9L8 215H10V214L12 215V214L14 213ZM261 210H262V209H261ZM6 211H7V209H5V211H3V212L7 215ZM11 211L9 210V212H11ZM37 211H39V208H38ZM253 211H254V210H253ZM256 211H258V209H257ZM7 212H8V211H7ZM1 213H2V211H0V215H1ZM4 213H3V214H4ZM250 213H251V212H250ZM3 214H2V215H3ZM259 214H260V212H259ZM2 215H1V216H2ZM38 215H39V214H38ZM40 215H41V214H40ZM48 215H49V213H48ZM48 215H47V216H48ZM246 215H247V214H246ZM3 216H4V215H3ZM41 216H42V215H41ZM43 216H44V214H43ZM97 216H98V215H97ZM254 216H255V215H254ZM262 216H263V215H262ZM4 217L6 218V217H8V216H4ZM45 217H46V214H45ZM242 217H244V216H242ZM50 218H52V217L49 216V218H46L45 221L42 219L44 222H42V223L39 224V226H38V227H40V228L42 227V229H44L43 233H41V235H39V236H42V240H45L46 238H49V237H50L51 228H52L51 225H50V223H51ZM248 218H249V217H248ZM253 218H254V217H253ZM255 218H256V217H255ZM259 218H260V216H259ZM36 219H37V218H36ZM251 219H252V218H251ZM1 220H4V219H0V221H1ZM9 220H10V219H9ZM12 220H13V219H12ZM19 220H20V219H19ZM40 220H41V219L39 218V222H40ZM53 220H54V219H53ZM6 221H7V220H6ZM10 221H11V220H10ZM37 221H38V220H37ZM55 221H57V220H55ZM3 222H4V221H3ZM20 222L22 223V221H20ZM58 222H59V221H58ZM231 222H232V221H231ZM5 223H6V222H5ZM8 223H11V222L8 221ZM13 223H14V222H13ZM17 223H18V222H17ZM17 223H16V224H17ZM21 223H20V224H21ZM31 223H32V224L34 223V226H35L36 221L31 222ZM56 223H57V222H56ZM62 223H63V222H62ZM3 224H4V223H3ZM14 224H15V223H14ZM20 224H19V226H20ZM23 224H25V223L23 222ZM27 224H28V222H27ZM58 224H59V223H58ZM58 224H57V225H58ZM150 224H151V223H150ZM1 225H2V222H1ZM1 225H0V228H1ZM4 225H5V224H4ZM10 225H11V224H10ZM25 225H26V224H25ZM37 225H38V224H37ZM37 225H36V226H37ZM52 225H53V224H52ZM54 225H55V224H54ZM57 225H56V227H57ZM60 225H61V224H60ZM181 225H182V223H181ZM5 226H6V225H5ZM17 226H18V225H17ZM26 226H27V225H26ZM62 226L64 227L63 224H62ZM100 226H101V223H100V222H98V223L95 224V227H97V229H99V230L101 229ZM186 226H187V224H186ZM2 227H3V226H2ZM8 227H10V226H8ZM11 227L13 228V226H11ZM27 227H28V226H27ZM54 227H55V226H54ZM56 227H55V228H56ZM58 227H59V226H58ZM58 227H57L56 229L59 231V228H58ZM91 227H92V226H91ZM99 227H100V228H99ZM169 227H170V226H169ZM172 227H173V226H172ZM178 227H179V226H178ZM187 227H189V226H187ZM21 228H22V226H21ZM21 228H20V229H21ZM29 228H30V227H29ZM29 228H28V230H29ZM32 228H33V227H32ZM64 228H65V227H64ZM64 228H63V230H64ZM146 228H147V227H146ZM174 228H175V227H174ZM179 228H180V227H179ZM181 228H182V226H181ZM14 229H15V230H14ZM16 229H17V228H15V227L13 228L14 231H16ZM24 229H25V228H24ZM34 229H35V227H34ZM56 229H55V230H56ZM60 229H62V228H60ZM89 229H90V228H89ZM89 229H88V230H89ZM91 229H92V228H91ZM175 229H176V228H175ZM175 229H174V230H175ZM182 229H185V227H183ZM4 230H5V229H4ZM11 230H12V229H11ZM17 230H18V229H17ZM31 230H32V229H31ZM53 230H54V229H53ZM55 230H54V231H55ZM72 230H73V229H72ZM72 230H71V231H72ZM88 230H87V231H88ZM93 230H94V229H93ZM99 230H98V231H99ZM144 230H145V229H144ZM151 230H152V229H151ZM151 230H150V232H151ZM154 230H155V229H154ZM161 230H162V229H161ZM171 230H173V229H171ZM171 230H170V231H171ZM176 230H177V229H176ZM1 231H2V230H1ZM5 231H6V230H5ZM8 231L10 232V235H13V236L15 235V232H14V234H11L10 229H9ZM18 231H20V230H18ZM18 231L16 232V234H19ZM35 231H36V230H35ZM37 231H38V229H37ZM41 231H42V230H41ZM61 231H62V230H61ZM66 231H67V230H66ZM91 231H92V230H91ZM98 231H96V232H98ZM152 231H153V230H152ZM159 231H160V230H158L157 232H159ZM2 232H3V231H2ZM9 232H8V234H9ZM28 232H29V231H28ZM38 232H39V231H38ZM52 232H53V231H52ZM55 232H56V231H55ZM75 232H76V231H74V233H75ZM96 232H95V233H96ZM100 232H101V230H100ZM100 232H98V233H100ZM150 232H149V233H150ZM161 232H162V231H161ZM163 232H165V231H163ZM166 232L168 233V230H166ZM175 232H176V231H175ZM177 232H178V231H177ZM6 233H7V231H6ZM6 233H5V234H6ZM12 233H13V232H12ZM53 233H54V232H53ZM63 233H64V232H63ZM67 233H68V231H67ZM71 233H72V232H71ZM95 233H94L93 235H95ZM155 233H156V231H155ZM173 233H174V232H173ZM186 233H187V232H186ZM29 234H30V233H29ZM31 234L34 235L35 233H32V232H31ZM65 234H66V233H65ZM65 234H61V236H60V235H59V236L62 238V235H63V239H64V238H65V237H64ZM68 234H69V233H68ZM87 234H88V233H87ZM90 234L92 235L91 232H90ZM151 234H152V233H151ZM158 234H159V233H158ZM158 234H157V235H158ZM161 234H162V233H161ZM161 234H160V235H161ZM182 234H183V232H182ZM184 234H185V233H184ZM189 234H190V233H189ZM189 234H188V235H189ZM192 234H193V233H192ZM52 235H53V234H51V236H52ZM55 235H56V234H55ZM75 235H77V234H75ZM85 235H86V234H85ZM154 235H155V234H154ZM157 235H156V236H157ZM160 235H159V236H160ZM165 235H167V237H168V234L165 233ZM165 235H164V236H165ZM178 235H179V234H178ZM190 235H191V234H190ZM190 235H189V236H190ZM7 236H8V235H7ZM7 236H6V237H7ZM18 236H19V235H18ZM59 236H58V237H59ZM69 236H70V235H69ZM72 236H73V233H72ZM78 236H79V235H78ZM86 236H87V235H86ZM86 236H85V237H86ZM149 236H150V235H149ZM156 236H155V237H156ZM180 236H181V234H180ZM184 236H185V235H184ZM0 237L2 238V236H0ZM3 237H4V236H3ZM8 237H10V236H8ZM15 237H16V236H14V238H15ZM22 237H23V236H22ZM30 237H31V236H30ZM30 237H29V238H30ZM32 237H33V236H32ZM32 237H31V239H33ZM34 237H35V236H34ZM60 237H59V238H60ZM67 237H68V236H67ZM74 237H75V236H74ZM74 237H73V238H74ZM85 237L83 236L82 238L85 239ZM90 237H91V236H90ZM92 237H93V236H92ZM92 237H91V238H92ZM95 237H96V236H94V241H95V239H96ZM147 237H148V236H147ZM157 237H158V236H157ZM182 237H183V236H182ZM193 237H194V236H193ZM11 238H12V237H11ZM16 238H17V237H16ZM18 238H19V237H18ZM25 238H26V237H24L23 240H24ZM71 238H72V237H71ZM75 238H76V237H75ZM80 238H81V237H80ZM91 238H90V239H91ZM144 238H145V237H144ZM150 238H151V237H150ZM172 238H173V237H172ZM3 239H4V238H3ZM6 239H7V238H6ZM35 239H36V237H35ZM67 239H68V238H67ZM67 239H64L62 242H65ZM84 239H83V240H84ZM88 239H89V238H88ZM88 239H87V241H88ZM169 239H170V238H169ZM181 239H183V238H181ZM1 240H2V239H1ZM9 240H10V239H9ZM9 240H8V241L6 240V241L9 242ZM21 240H22V238H21ZM21 240H20V242H21ZM23 240H22V241H23ZM25 240H26V239H25ZM25 240H24V243L26 242ZM36 240H38V239H36ZM40 240H41V239H40ZM47 240H48V239H47ZM59 240H60V239H58V243H59ZM69 240H70V238H69ZM81 240H82V239H81ZM83 240H82V241H83ZM146 240H147V239L145 238V241H146ZM148 240H149V239H148ZM150 240H151V239H150ZM154 240H155V239H154ZM156 240H157V239H156ZM2 241H3V240H2ZM11 241H12V240H11ZM13 241H14V240H13ZM18 241H19V239H18ZM28 241H31V240H28ZM28 241H27V243H28ZM32 241H33V240H32ZM67 241H68V240H67ZM79 241H80V239H79ZM82 241H80V242H82ZM3 242H4V241H3ZM20 242H19V243H20ZM34 242H35V240H34ZM40 242H41V241H40ZM43 242H44V241H43ZM43 242H42V243H43ZM71 242H72V240H71ZM77 242H78V240H77ZM83 242H84V241H83ZM83 242H82V243H83ZM151 242H152V241H151ZM157 242H158V241H157ZM29 243H32V242H29ZM35 243H36V242H35ZM38 243H39V242H38ZM90 243L93 244L92 240H91ZM143 243H144V242H143ZM10 244H11V243H10ZM25 244H26V243H25ZM25 244H24V245H25ZM62 244H63V243H62ZM75 244H78V243H75ZM84 244H85V243H84ZM139 244H140V243H139ZM148 244H149V243H148ZM16 245L19 246V244H17V243H16ZM32 245H33V243H32ZM32 245L29 244L28 246H32ZM38 245H39V244H38ZM40 245H41L40 248L42 247V248L47 252L45 255H52V254H54V255H56V256L58 257L59 254L63 255L62 253H63V252H66V251H64V249H65L66 247H65V248L60 247V249H58V248H56L55 246H51V245L49 246L48 243L45 244V245H47V246H45V245L42 246L43 244H40ZM60 245H61V244H60ZM60 245H59V246H60ZM66 245H67V242H66ZM71 245H72V244H71ZM78 245H79V244H78ZM135 245H136V244H135ZM142 245H143V244H142ZM145 245H147V244H145ZM156 245H157V244H156ZM2 246H4V245H2ZM2 246H0V247H2ZM7 246H8V245H7ZM9 246H10V245H9ZM9 246H8V248H9ZM11 246H12V245H11ZM20 246H21V245H20ZM20 246H19V247H20ZM26 246H27V245H26ZM62 246H63V245H62ZM64 246H65V244H64ZM64 246H63V247H64ZM67 246H69V245H67ZM74 246H75V245H74ZM147 246H148V245H147ZM150 246H151V245H150ZM13 247H15V244L13 245ZM54 247H55V248H54ZM72 247H73V246H72ZM80 247L82 248L81 251H79V252L77 251L78 254H77V253H74V255L77 254V256L75 255L76 258H75V263H74V264H85V263H87V262L90 264V262H92V261H91L90 259H87V258H88L87 254L91 252V250H90V249H91L90 245H89V247H87V248H89L90 252H88V250L86 249V246H83V245L80 244V245H79V248H80ZM132 247H133V246H131V248H132ZM6 248H7V247H6ZM10 248L13 249L12 247H10ZM24 248H25V247H24ZM26 248H27V247H26ZM36 248L38 249L39 246H37ZM40 248H39V249H40ZM68 248H69V247H68ZM68 248H67V249H68ZM74 248H75V247H74ZM92 248H93V247H92ZM94 248H95V246H94ZM136 248H137V247H136ZM141 248H142V246H141ZM141 248H139V249L141 250ZM146 248H148V247H146ZM154 248H155V247H154ZM156 248H157V246H156ZM20 249H21V247H20ZM32 249H33V248H32ZM39 249H38V250H39ZM43 249H42V250H43ZM75 249H76V248H75ZM95 249H96V248H95ZM129 249H130V248H129ZM137 249H138V248H137ZM137 249H135V247H134L133 252H134V250H137ZM143 249H144V248H143ZM158 249H159V247H158ZM158 249H157V250H158ZM7 250H8V249H7ZM9 250H10V249H9ZM24 250H25V249H23V251H24ZM26 250H27V249H26ZM26 250H25V251H26ZM29 250H30V248H29ZM35 250H36V249H35ZM38 250H36V251H38ZM70 250H71V248H70ZM77 250H78V249H77ZM144 250H145V249H144ZM149 250L152 251L153 248H152V249H149ZM155 250H156V249H155ZM16 251H17V250H15V252H16ZM18 251H19V249H18ZM18 251H17V252H18ZM33 251H34V250H33ZM62 251H63V252H62ZM127 251H128V250H127ZM130 251H131V249H130ZM130 251H129V252H130ZM138 251H139V250H138ZM141 251H142V250H141ZM158 251H161V248H160V250H158ZM20 252H21V250H20ZM29 252H30V251H29ZM43 252H44V251H43ZM43 252H41V253H43ZM61 252H62V253H61ZM72 252H73V249H72ZM92 252H93V251H92ZM96 252H97V251H96ZM139 252H140V251H139ZM145 252H148L147 249H146ZM155 252H157V251H155ZM27 253H28V252H27ZM67 253H69V250L67 251ZM148 253H149V252H148ZM150 253H151V252H150ZM153 253H154V251L152 252V254H153ZM157 253H158V252H157ZM20 254H22V253H20ZM20 254H19V255H20ZM25 254H26V253H25ZM32 254H33V253H32ZM38 254H39V253H38ZM64 254H65V253H64ZM70 254H71V253H70ZM70 254H68V255H70ZM93 254H96V253H93ZM141 254H142V253H141ZM141 254H140V255H141ZM155 254H156V253H155ZM14 255H15V257H16V254H14ZM14 255H13V257H14ZM26 255H27V254H26ZM29 255H30V254H29ZM54 255H53V256H54ZM66 255H67V254H66ZM72 255H73V253H72ZM74 255H73V256H74ZM90 255H92V253H91ZM96 255H98V254H96ZM128 255H129V254H128ZM131 255H132V257H133V254H131ZM148 255H149V254H148ZM153 255H154V254H153ZM156 255H158V254H156ZM11 256H12V255H11ZM20 256H21V255H20ZM24 256H25V255H23V257H24ZM31 256H32V255H31ZM33 256H34V254H33ZM41 256H42V255H41ZM41 256L39 255V257H41ZM43 256H44V255H43ZM100 256H101V255L99 254V257H100ZM137 256H138V255H137ZM15 257H14V259H13V258H12V259H13V260H16ZM23 257H20V258H21L20 260H22V259H24V260H26V261L28 260V261H30L32 264H36L38 261L40 262V260H38V259H34V258H32V259H34V261L32 262V261L28 258V257H29L28 255H27V258H28V259H25V258H23ZM45 257H46V256H45ZM48 257H49V256H48ZM50 257H52V256H50ZM60 257H61V256H60ZM70 257H71V256H70ZM70 257H69V258H70ZM93 257H95V256H93ZM93 257L91 256L90 258L94 261L95 258H93ZM132 257H130V258H132ZM145 257H147V259H148V256H146V254H145ZM37 258H38V257H37ZM63 258H64V257H63ZM69 258H67V259H69ZM71 258H74V257H71ZM71 258H70V259H71ZM104 258H105V257H104ZM133 258H134V257H133ZM135 258H136V257H135ZM137 258H138V257H137ZM139 258H140V257H139ZM150 258H151V257H150ZM152 258H153V257H152ZM152 258H151V259H152ZM12 259H11V257H9V260H12ZM41 259H43V258H41ZM46 259H47V257H46ZM46 259H45V260H46ZM52 259H53L54 262H55V258L53 257ZM60 259H61V258H60ZM86 259H87V261H86ZM157 259H158V257L156 258V260H157ZM43 260H44V259H43ZM43 260H42V261H43ZM57 260H58V259H56V261H57ZM61 260H62V259H61ZM88 260H89V261H88ZM96 260L99 261L100 259H97V258H96ZM96 260H95V262H96ZM153 260H155V259L153 258ZM16 261L18 262L19 259L16 260ZM28 261H27V262H28ZM47 261H49V260H47ZM47 261H45V262H47ZM63 261H67V260L65 259V260H63ZM63 261H61L62 264L65 263V262L63 263ZM101 261H102V260H101ZM101 261H99V262L102 263ZM7 262H8V261H7ZM13 262L15 263V261H11V264H13ZM17 262H16L15 264H17ZM19 262L21 263V261H19ZM49 262H50V261H49ZM51 262H52V261H51ZM51 262H50V263H51ZM54 262H53V263H54ZM70 262H71V261H70ZM103 262H104V261H103ZM22 263H23V262H22ZM40 263H41V262H40ZM47 263H48V262H47ZM58 263H59V261H58ZM61 263H59V264H61ZM96 263H97V262H96ZM100 263H99V264H100ZM7 264H9V263H7ZM23 264H26V263H23ZM37 264H38V263H37ZM45 264H46V263H45ZM51 264H52V263H51ZM55 264H56V262H55ZM67 264H68V262H67ZM70 264H72V262H71ZM91 264H95V263H91ZM102 264H103V263H102Z\"/></svg>","mask_w":264,"mask_h":264}]
</instances>
